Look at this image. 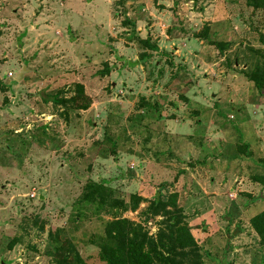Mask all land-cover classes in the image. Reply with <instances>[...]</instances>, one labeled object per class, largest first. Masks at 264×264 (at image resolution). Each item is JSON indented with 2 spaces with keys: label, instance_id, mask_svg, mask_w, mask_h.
<instances>
[{
  "label": "rangeland",
  "instance_id": "obj_1",
  "mask_svg": "<svg viewBox=\"0 0 264 264\" xmlns=\"http://www.w3.org/2000/svg\"><path fill=\"white\" fill-rule=\"evenodd\" d=\"M263 53L247 0H0V264H106L113 220L156 239L157 194L198 264H264Z\"/></svg>",
  "mask_w": 264,
  "mask_h": 264
},
{
  "label": "trees",
  "instance_id": "obj_2",
  "mask_svg": "<svg viewBox=\"0 0 264 264\" xmlns=\"http://www.w3.org/2000/svg\"><path fill=\"white\" fill-rule=\"evenodd\" d=\"M247 6L259 9L264 6V0H247ZM215 44L220 47L222 43ZM261 57L264 59V53ZM249 78L257 91L264 90V66L252 71ZM77 90L83 96L82 86H78ZM70 103L75 110H86L88 107L76 98L71 99ZM257 183L264 186L262 179H258ZM99 190L96 185L88 187L85 198L100 199ZM141 201L142 199L136 195L129 196L128 208L125 206L124 211L127 209L135 211ZM146 211L162 218L156 239L148 237L139 225L131 221L113 220L105 228L108 239V244L102 246L105 263L187 264L189 262V264H198L196 242L184 223L185 217L181 208L171 200L164 201L160 194H157ZM249 224L257 235L259 244L264 246V210L253 216ZM59 252L58 248L55 253L58 254V258H54L55 264H83L77 254L67 253L66 256L60 257Z\"/></svg>",
  "mask_w": 264,
  "mask_h": 264
},
{
  "label": "crops",
  "instance_id": "obj_3",
  "mask_svg": "<svg viewBox=\"0 0 264 264\" xmlns=\"http://www.w3.org/2000/svg\"><path fill=\"white\" fill-rule=\"evenodd\" d=\"M188 41H189V40H188ZM199 43H200V44H201V43L203 44V42H201V41H200ZM254 106H255L256 109H258V111H259V108H261L260 106H257V107H256V105H254ZM260 110H261V109H260ZM257 113H258V112H257ZM263 115H264V114H263ZM249 124H251V123L249 122ZM252 125H253V128H254V127H255V128L258 127V124H256V123L254 124V122H253ZM254 133H255V131H254ZM258 138H260V137H258ZM244 140H245V139H244ZM246 144H248V153H246V154L244 155L245 158H247V157L251 154L249 151H252V150H253L252 144H251L250 142H248V143L246 142Z\"/></svg>",
  "mask_w": 264,
  "mask_h": 264
},
{
  "label": "water",
  "instance_id": "obj_4",
  "mask_svg": "<svg viewBox=\"0 0 264 264\" xmlns=\"http://www.w3.org/2000/svg\"><path fill=\"white\" fill-rule=\"evenodd\" d=\"M21 78H22V72L17 76L16 81H17V82L20 81Z\"/></svg>",
  "mask_w": 264,
  "mask_h": 264
},
{
  "label": "built area",
  "instance_id": "obj_5",
  "mask_svg": "<svg viewBox=\"0 0 264 264\" xmlns=\"http://www.w3.org/2000/svg\"><path fill=\"white\" fill-rule=\"evenodd\" d=\"M8 76H9V77H12V75H11V74H9ZM33 195H34V194H33ZM33 195H31V196H33Z\"/></svg>",
  "mask_w": 264,
  "mask_h": 264
}]
</instances>
